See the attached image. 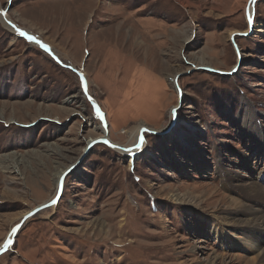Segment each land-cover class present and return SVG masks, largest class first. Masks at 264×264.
Returning a JSON list of instances; mask_svg holds the SVG:
<instances>
[{"label": "rangeland", "instance_id": "374dc122", "mask_svg": "<svg viewBox=\"0 0 264 264\" xmlns=\"http://www.w3.org/2000/svg\"><path fill=\"white\" fill-rule=\"evenodd\" d=\"M248 4L0 0L55 52L0 18V245L67 167L58 202L25 220L0 264H264L263 233L249 248V233L211 217L231 194L264 208L240 187H264V0L252 29ZM173 120L135 157L96 141L124 150L139 124Z\"/></svg>", "mask_w": 264, "mask_h": 264}, {"label": "bare ground", "instance_id": "6f19581e", "mask_svg": "<svg viewBox=\"0 0 264 264\" xmlns=\"http://www.w3.org/2000/svg\"><path fill=\"white\" fill-rule=\"evenodd\" d=\"M0 11L5 12L2 7L0 6ZM247 15L249 17H251V19H253L254 17V5L252 3H250V5L247 8ZM1 21L3 22L4 26L8 29H10V31L12 33H14L16 36H22L20 35V32H24L27 35H25L24 37H26L28 39V36H35L39 41L40 44H37L35 42H30L34 45H38L41 46L43 45H47L50 48V52L51 53H55L53 51V49H51L50 45H48L47 43H45L41 38H39L37 35H35L31 30L28 29H22L20 28L17 24H15L14 22L11 21L10 18H7V14L6 15H0ZM264 30H260L261 33ZM199 63H192L193 65H200V64H204V59L197 57L195 58ZM205 65V64H204ZM77 97L76 95L72 96ZM144 128H146L144 126L143 123L139 124L138 127L136 128V130L130 132V143L127 145L130 148H126L129 149V151H125L120 149L119 146H115L114 149H116L119 152H125L128 155H131L133 157L137 156L142 150L144 151L145 148V143L143 145L142 150H136L135 149V145L139 140V136L142 130H144ZM148 131V130H147ZM104 133V132H103ZM98 136H103V135H98ZM96 140L97 138H93V140ZM11 157L13 160L16 159L17 162H19L20 157L21 156H17L18 154L16 153H11ZM17 156V157H16ZM132 158V157H131ZM66 168H60L57 170V172L55 173V179H56V183L58 184L60 178L64 175V172L66 171ZM252 181L247 182V184H243L240 185V187L242 186L243 189V193L250 197L252 200L257 199V201H264V187L261 186V184H259L256 180L251 179ZM185 195H180L179 197H176L175 200L178 201H184L183 203H187V204H191L192 202H190L191 199H188V197H184ZM187 198V199H186ZM228 199L230 201L231 206H229L228 208H225L223 210H219L216 214H213L212 220L213 221H218L217 223L221 226H229V227H237V228H242L243 231H246L247 234L249 233V236L251 237V243L249 246V248H256L257 246V237H259L260 239H262V235L264 234V208L262 206H257V205H251V204H247L246 202H244L243 200H241L239 197L231 194L230 196H228ZM223 200V199H222ZM211 224V223H210ZM214 229L218 230L217 226L214 225ZM245 227V228H243ZM228 230V229H227ZM219 232L223 233V237L225 239L224 245H229V243L232 242L229 241L228 239H232L228 234L229 232L227 231H222L221 229L219 230ZM256 232H260L263 234H256ZM217 234V233H216ZM221 234V233H220ZM15 236H13L14 238ZM247 237V236H246ZM227 238V239H226ZM250 239H248L247 241H249ZM259 241V240H258ZM234 242V240H233ZM232 246V245H231ZM253 246V247H252ZM258 250V259L259 260H264V248H262L261 246H259ZM262 256V257H260ZM218 257V256H217ZM217 257H215V259H217ZM256 257V258H257ZM255 260V258L253 259ZM215 263H217V260H215Z\"/></svg>", "mask_w": 264, "mask_h": 264}, {"label": "water", "instance_id": "95a60500", "mask_svg": "<svg viewBox=\"0 0 264 264\" xmlns=\"http://www.w3.org/2000/svg\"><path fill=\"white\" fill-rule=\"evenodd\" d=\"M257 0H254V2H250V0H249V5H250V3H252L253 5L255 4V2H256ZM248 5V6H249ZM248 8V7H247ZM247 12V11H246ZM248 13V12H247ZM247 20L249 21V16H248V18H247ZM253 25H254V20L253 19H251V24H250V27H251V29H252V27H253ZM245 34H247V33H241V32H235V33H233L232 34V36H231V39H232V41L234 42L235 41V37H236V35H245ZM235 43V42H234ZM238 65H239V63L236 65V66H234L231 70H229V71H226V70H221V69H214V68H210V67H208L207 69H209V70H213V71H218L219 73H222V74H230V73H234L235 71H233L234 69H237V67H238ZM178 83H177V81H176V85H177ZM173 109H176L177 110V107H174ZM175 118H176V114H175ZM174 120H173V122H172V124L170 125V127L168 128V129H166V130H154V129H149V128H144V130H148L147 132H149V133H166V132H168V131H170V129L173 127V125H174ZM105 125V127H106V124H104ZM144 132L143 131H141V133H140V136L141 135H144L143 134ZM106 134V136H104V137H101V138H98L96 141H108L109 142V144L108 145H114V143H112L111 141H110V139L108 138V133H105ZM140 136H139V138H140ZM116 146V145H115ZM128 148H130V147H128ZM63 177V180L61 181V178H60V180H59V188H58V193H57V196L52 200V201H50V202H46V203H43V204H41V205H39V206H37L35 209H33L30 213H28L22 220H21V222L20 223H18L16 226H14V228H16L17 229V231L15 232V234H13V232L11 231L10 232V234L8 235V237L6 238V240L3 242V244H1L0 245V255L1 254H3L7 249H5L3 246L7 243V241L8 240H11L12 242H13V236H15L16 235V233L19 231V229H20V227L22 226V224L25 222V220L29 217V216H32L35 212H37L38 210H40V209H42V208H45V207H47V206H52V205H54L53 204V201L54 200H59V198H60V196L62 195V191H63V183H64V175L62 176ZM61 184H62V190H61ZM56 204V203H55ZM31 214V215H30Z\"/></svg>", "mask_w": 264, "mask_h": 264}, {"label": "snow or ice", "instance_id": "6c2138e0", "mask_svg": "<svg viewBox=\"0 0 264 264\" xmlns=\"http://www.w3.org/2000/svg\"><path fill=\"white\" fill-rule=\"evenodd\" d=\"M250 2H254V0H250ZM0 15H6V12H3V11H0ZM249 23L251 24V17H249ZM20 35H22V36H25V35H27L26 33H24V32H20ZM28 40L30 41V42H35V43H37V44H40V41L35 37V36H28ZM41 47L46 51V52H50L51 50H50V48H49V46H47V45H41ZM236 69H234L233 71H235ZM85 92H86V88H85ZM89 99H91V97H89ZM96 112H97V114H99V109L97 108L96 109ZM175 114H176V109H173L172 110V116H173V119H175ZM143 132H144V135H141L140 136V138H139V140H138V142L136 143V145H135V149L136 150H142V148H143V145H144V143H146V135H147V131L146 130H142ZM102 143H105V144H109V142L108 141H102ZM112 147H115V145H111ZM125 151H129V149H125ZM138 179V178H137ZM63 180V177H61V181ZM61 190H62V184H61ZM58 201L57 200H54L53 201V204H55V203H57ZM31 215V214H30ZM17 231V229L16 228H13L12 229V232H13V234H15V232ZM12 244V241L11 240H8L7 241V243L3 246L5 249H8L9 248V246Z\"/></svg>", "mask_w": 264, "mask_h": 264}, {"label": "crops", "instance_id": "0c3cea01", "mask_svg": "<svg viewBox=\"0 0 264 264\" xmlns=\"http://www.w3.org/2000/svg\"><path fill=\"white\" fill-rule=\"evenodd\" d=\"M247 6V5H246Z\"/></svg>", "mask_w": 264, "mask_h": 264}]
</instances>
